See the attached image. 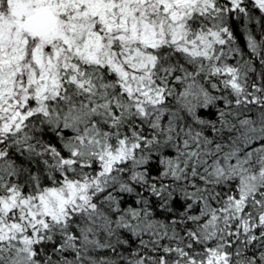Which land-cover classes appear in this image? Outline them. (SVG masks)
<instances>
[{
  "label": "snow or ice",
  "instance_id": "snow-or-ice-1",
  "mask_svg": "<svg viewBox=\"0 0 264 264\" xmlns=\"http://www.w3.org/2000/svg\"><path fill=\"white\" fill-rule=\"evenodd\" d=\"M0 264H264V0H0Z\"/></svg>",
  "mask_w": 264,
  "mask_h": 264
}]
</instances>
